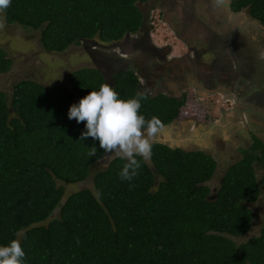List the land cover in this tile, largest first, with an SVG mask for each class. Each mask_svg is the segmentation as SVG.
Returning a JSON list of instances; mask_svg holds the SVG:
<instances>
[{
  "label": "trees",
  "instance_id": "1",
  "mask_svg": "<svg viewBox=\"0 0 264 264\" xmlns=\"http://www.w3.org/2000/svg\"><path fill=\"white\" fill-rule=\"evenodd\" d=\"M147 1L12 0L4 16L8 25L38 32L48 53H62L135 33L143 22L138 3ZM230 7L247 10L264 27V0H230ZM11 67L0 48V75ZM116 80L122 99L136 95L132 74ZM103 83L99 71L82 68L68 75L69 86L21 80L10 96L0 91V245L20 239L25 264H264V224L258 236L233 240L252 227L247 205L264 188L263 143L256 140L213 189L210 156L159 144L137 176L122 180L127 161L107 164L99 141L80 140L86 122L68 118L70 107ZM182 107L164 97L145 99L141 114L165 123ZM95 165L93 188L66 195Z\"/></svg>",
  "mask_w": 264,
  "mask_h": 264
},
{
  "label": "flooded vegetation",
  "instance_id": "2",
  "mask_svg": "<svg viewBox=\"0 0 264 264\" xmlns=\"http://www.w3.org/2000/svg\"><path fill=\"white\" fill-rule=\"evenodd\" d=\"M158 1L138 3L143 22L135 33L128 32L112 44L90 41L81 46L89 54L93 69L101 73L106 83L114 86L118 75L129 73L136 81V94L151 100L164 97L183 102L177 116L162 123L155 144L183 153L201 152L214 160L215 174L219 167H225L224 174L233 164L226 161L228 150H234L241 158L240 151H251L256 140L264 145V90L260 88L264 83V65L258 74L251 57L238 56L242 51L259 58L264 55V44L262 48L257 44V49H261L257 51L255 38L246 33L237 35L239 39L247 38L248 42L244 43L235 40V32L225 30L216 34L210 29L221 28V23L229 22L231 14L244 15L245 10L231 11L230 0H200L205 5L204 14L209 16L208 25L194 17L197 0H183L184 13L188 12L181 19L183 22L173 11L175 0H162L163 4L157 6ZM221 8L229 14L216 22L210 11ZM190 10L193 16L189 18ZM155 21L161 22L177 43L170 40L158 45L153 34V26L158 25ZM252 21L264 37V28L258 26L256 19ZM203 31H207L206 37L200 36ZM173 86L175 90L171 89ZM207 90H216L220 100L208 97ZM220 101L226 102L227 107L223 108ZM232 110L234 118L224 127L225 115ZM109 155L104 158L107 164L113 160Z\"/></svg>",
  "mask_w": 264,
  "mask_h": 264
},
{
  "label": "rangeland",
  "instance_id": "3",
  "mask_svg": "<svg viewBox=\"0 0 264 264\" xmlns=\"http://www.w3.org/2000/svg\"><path fill=\"white\" fill-rule=\"evenodd\" d=\"M184 1L175 0L174 5L172 7L174 13L179 18V21L183 19L188 14L187 11H189L185 10L187 14L184 13ZM187 1L189 2V0ZM160 4H163L162 0H159L155 5L158 6ZM165 6L168 7V5ZM194 7V17L197 20L203 22V24L208 25L210 20L209 16L207 14H204L205 5L202 4L200 0H197L194 4ZM221 10L210 11V15L217 20L216 22H221L223 19L227 18V15L229 14V11L227 9L221 8ZM245 11L246 12L244 13V15L231 14V19L229 20V22H227L226 24L221 23V28H218L217 26H211L210 29H212V31L216 34H220L221 31L224 32L225 30H228L225 31L228 33H230V31H232L233 33L235 32V40H237V42L244 41V43L248 42L247 38L244 37L243 39H239L237 35L244 36V34L246 33L247 36H252L255 38V49H257V44H259V47L262 48V44H264V37L259 35L258 31H256V26L253 25L254 22L252 21V17H250L247 10ZM191 12L192 11L190 10L189 18L193 16ZM181 22L183 21L181 20ZM155 23H158V25L153 26V34H155L154 38L157 41L158 45L165 44L170 40L172 42L177 43V41L171 37L169 31L166 30V27L161 22L155 21ZM193 24H195V22H193ZM200 36L206 37V31L200 33ZM0 48L4 49L9 55V57L12 59V67L10 71L6 74L0 75V91L5 92L8 96H10L11 94L12 85L21 80H31L33 82L41 84L44 87H52L57 85L69 86V74L75 72L78 69L93 68L92 63L89 62V54L86 53V51L82 48L81 45L70 46L66 51L62 53H48L43 49L39 42L38 32L23 29L18 25H8L6 23V27L0 30ZM260 50L257 49V51ZM238 56L241 59L242 57L246 56L251 57V60L255 62L253 66L256 68V72L259 74L262 71L264 65V55L259 58H255L257 56L254 53L249 55L248 53L246 54L240 51L238 53ZM249 86L253 85L249 84ZM260 88L264 90V83L260 86ZM240 153L244 155L245 151L241 150ZM227 156L229 160L226 161L228 162L234 163L241 159L240 155H238L237 153H235L234 150L231 149L228 150ZM226 161L225 165H227ZM223 163L224 162H222V166ZM101 165L103 164L101 163L100 166ZM221 168L222 167H219L217 173L213 176L212 180L207 183V185H209L212 189L218 185L219 180L223 175L222 171L225 170V167H223V169ZM98 170L99 165L93 166L91 168V174L85 181L67 186L66 195L71 192L79 191L86 188L92 189L93 174L96 173ZM259 174L260 172H258V179L260 178ZM247 206L254 213L252 227L250 231L243 237L233 239L236 244L244 243L248 239L258 236L260 234L261 226L264 224V188L261 189L257 201L255 203L248 204Z\"/></svg>",
  "mask_w": 264,
  "mask_h": 264
},
{
  "label": "clouds",
  "instance_id": "4",
  "mask_svg": "<svg viewBox=\"0 0 264 264\" xmlns=\"http://www.w3.org/2000/svg\"><path fill=\"white\" fill-rule=\"evenodd\" d=\"M11 3L12 0H0V30L6 27L4 13ZM145 99L147 97L141 93L122 99L112 85L103 83L99 90H92L78 104H73L68 112L70 120L86 122L81 141L91 137L99 141L100 149L110 154L109 159L127 161L119 172L122 180L131 181L138 175L142 162L150 161L157 134L163 127L158 117L146 119L141 114ZM95 154L93 146L89 155ZM25 261L26 252L20 239L0 245V264H25Z\"/></svg>",
  "mask_w": 264,
  "mask_h": 264
},
{
  "label": "crops",
  "instance_id": "5",
  "mask_svg": "<svg viewBox=\"0 0 264 264\" xmlns=\"http://www.w3.org/2000/svg\"><path fill=\"white\" fill-rule=\"evenodd\" d=\"M215 19V18H214ZM216 20V19H215ZM259 26V25H258ZM260 27V26H259ZM207 32V31H206ZM207 35H208V33H207ZM171 89H176V87H171ZM206 93L207 94H209V96L208 97H210V98H213V99H217L218 101L220 100V97L217 95L218 93H217V91L216 90H207L206 91ZM206 94H204V96H205ZM221 102V101H220ZM220 102H219V104H220ZM221 103H223V108H226L227 107V104H226V102H221ZM234 115H235V112H234V110H232V112H227V114L225 115V121H224V127L225 126H227L228 124H229V122H231L232 120H233V118H234Z\"/></svg>",
  "mask_w": 264,
  "mask_h": 264
},
{
  "label": "water",
  "instance_id": "6",
  "mask_svg": "<svg viewBox=\"0 0 264 264\" xmlns=\"http://www.w3.org/2000/svg\"><path fill=\"white\" fill-rule=\"evenodd\" d=\"M257 24H260L258 21L256 22ZM260 26V28H264L261 24L259 25ZM105 155H107V153L105 154Z\"/></svg>",
  "mask_w": 264,
  "mask_h": 264
}]
</instances>
